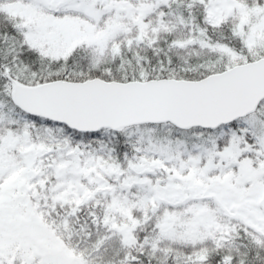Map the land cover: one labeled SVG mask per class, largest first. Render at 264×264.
<instances>
[{
  "label": "snow or ice",
  "instance_id": "6c2138e0",
  "mask_svg": "<svg viewBox=\"0 0 264 264\" xmlns=\"http://www.w3.org/2000/svg\"><path fill=\"white\" fill-rule=\"evenodd\" d=\"M0 264H264V0H0Z\"/></svg>",
  "mask_w": 264,
  "mask_h": 264
}]
</instances>
